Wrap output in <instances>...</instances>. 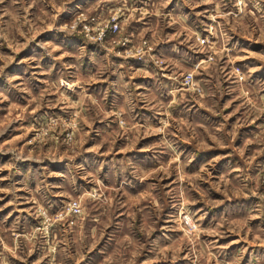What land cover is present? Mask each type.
I'll return each instance as SVG.
<instances>
[{
  "label": "rangeland",
  "instance_id": "374dc122",
  "mask_svg": "<svg viewBox=\"0 0 264 264\" xmlns=\"http://www.w3.org/2000/svg\"><path fill=\"white\" fill-rule=\"evenodd\" d=\"M220 65L261 86L264 0H0V264H264V158L166 116Z\"/></svg>",
  "mask_w": 264,
  "mask_h": 264
},
{
  "label": "crops",
  "instance_id": "0c3cea01",
  "mask_svg": "<svg viewBox=\"0 0 264 264\" xmlns=\"http://www.w3.org/2000/svg\"><path fill=\"white\" fill-rule=\"evenodd\" d=\"M160 25L158 30L155 29V31H151L152 34L154 33L152 37L159 39L158 41L162 43L160 48H166L167 46V52L173 51V49L175 50L172 52L173 58L168 59V63L166 61L168 67L162 73L169 78L173 75V68L177 60H181L182 65L186 64L188 58L192 56L195 49H192L193 40L192 42H188V44L185 43L186 40H188L186 38L187 35L184 36L185 33L179 35L177 31L176 37L172 38L170 35L175 31L169 30L167 26H162V22ZM167 41L170 43L165 44ZM160 52L162 56H165L164 51ZM219 67L221 69L218 72L216 71L215 74L212 72L214 68L208 67L207 70L201 68L202 71H198L199 75L196 78L203 82V93L196 96L194 95V97H188V93H185L186 96H183V98L180 95L181 100L178 102L171 100L172 102L168 106L170 115L166 114V116L172 121H174L176 117H180L187 120V123L190 124V126H188V134L186 132L181 136V138L186 139L181 140L184 145H190L189 137L195 135L193 147L199 151L200 149L196 146L200 145L202 140L200 141L197 137H205L206 129L208 130L211 128L213 140L207 139L211 147L220 150L221 148L219 145H224V148H229L231 153L244 152L246 162L251 161L253 163L254 160L256 163H259L264 158V128L261 127V123L264 121V79L258 83L262 84L256 89H254L253 84H250L252 91H249L248 95L247 92L246 94H241V87H238L239 83L236 81L233 74H231L228 67L221 65ZM202 73L205 75H202ZM204 84H207L206 87ZM150 86H152L151 83L149 84V87ZM175 88L181 89V87L179 88L171 84L169 89L166 90V93H168L169 90L171 92L174 91ZM149 102L150 99L146 100L144 103ZM174 105H179V111L176 113L174 112L176 111ZM190 122H193L192 125H195L194 129H192ZM172 130L173 128L171 127V131ZM171 133V135H173V133L175 135L177 134L175 131ZM210 142H212V144H210ZM216 145L219 147H216Z\"/></svg>",
  "mask_w": 264,
  "mask_h": 264
},
{
  "label": "built area",
  "instance_id": "2783aa9c",
  "mask_svg": "<svg viewBox=\"0 0 264 264\" xmlns=\"http://www.w3.org/2000/svg\"><path fill=\"white\" fill-rule=\"evenodd\" d=\"M116 28V23L112 22L111 24V29H115ZM192 84V79L190 78V73H185V75L182 78V81H180L179 85L181 87H188L189 85ZM261 166L264 168V160L261 162ZM67 207L70 208V210L72 211H76L77 210V203L74 200H71L67 203Z\"/></svg>",
  "mask_w": 264,
  "mask_h": 264
}]
</instances>
